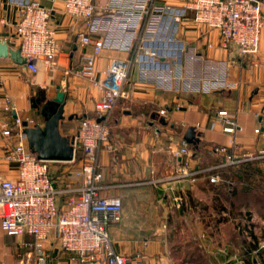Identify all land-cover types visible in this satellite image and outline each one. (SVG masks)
<instances>
[{
  "label": "crops",
  "instance_id": "crops-1",
  "mask_svg": "<svg viewBox=\"0 0 264 264\" xmlns=\"http://www.w3.org/2000/svg\"><path fill=\"white\" fill-rule=\"evenodd\" d=\"M115 1L92 0L90 18H100L92 29L87 17L67 9L65 0H0V41L8 47L0 56V179L21 173L18 161L10 157L15 155L18 129L4 134L5 120L18 119L21 129L27 121L28 126L42 125L44 101L61 89L66 100L59 129L73 136V122L92 116L95 103L102 100L95 81L105 77L112 59L130 58L122 95L108 120L114 148L101 144L97 154L100 194L118 196L122 202L120 222L107 227L114 251L139 255L141 264H264V202H256L264 198V168L258 160L220 165L223 155L210 152L214 146L238 153L264 149V29L258 52L242 56L235 47L218 45L217 30L192 22V11L183 9L187 0H154L173 10L164 14L152 40L141 42L140 30L131 51L100 47L103 39L115 41L127 31L116 15H106ZM36 8L48 9L59 50L54 65L30 70L13 52L19 49L22 31L37 22ZM86 55L93 58L94 80L66 72L78 69ZM217 110L228 115L212 126ZM229 121L240 128L233 144ZM189 127L196 144L184 139ZM182 142L190 150L188 157L172 154ZM23 145L31 152L26 140ZM76 155L72 161L49 165L60 164L65 170L76 165V177L67 174L65 183L79 186L84 158ZM184 159L191 171L215 168L198 176H178L176 167ZM212 174L219 181L209 182ZM246 225L252 233L248 237L237 232ZM25 237L7 236L0 228V264H15L18 242ZM43 249L46 264H59L66 256L55 234L44 241Z\"/></svg>",
  "mask_w": 264,
  "mask_h": 264
},
{
  "label": "built area",
  "instance_id": "built-area-1",
  "mask_svg": "<svg viewBox=\"0 0 264 264\" xmlns=\"http://www.w3.org/2000/svg\"><path fill=\"white\" fill-rule=\"evenodd\" d=\"M65 5L75 16L87 17L92 29L99 22L98 17L90 18L94 8L92 0H65ZM107 8L106 15H116L123 32L127 31L118 40L103 39L100 47L111 46L126 51L132 50L139 39L140 30L141 42L152 40L164 14L173 10L154 0H117ZM28 9H24L25 16ZM36 9L37 22L32 23L33 28L22 31L19 45L20 55L25 59L24 65L30 70L54 65L59 50V45L53 38V29L49 25L48 9ZM183 9L192 11L191 20L194 24L217 30L218 45L222 49L235 47L242 56L258 52L260 33L264 29V0H187ZM174 19L178 20V16H174ZM130 62V58L112 59L105 77L95 81L101 90L102 100L95 103L92 116L81 119L73 135L72 160L78 153L84 158V177L79 186L52 179L49 164L54 161L40 160L35 154L24 151L25 136L20 128L21 122L18 119L10 123L4 121V134H10L15 127L18 129L15 155L10 157L18 161L21 173L15 179H0V228L7 236L28 237L18 242L15 264H46L43 243L52 234L57 236L59 248L66 255L58 260L59 264L97 260H104L106 264H141L139 255L131 256L114 251L107 227L120 222L122 202L118 196L100 194L102 186L98 184L96 174L100 145H105L108 150L114 148L109 142L108 120L122 95ZM66 72L94 80L93 58L84 56L83 64L78 69L70 68ZM160 113H164V110L161 109ZM227 115L226 110H217L211 125ZM229 122L232 125L230 131L233 133V144L234 133L240 128L235 121ZM258 131L255 129V132ZM227 151L224 146L210 149L212 154L223 155L220 165L258 160L264 168V149L256 153H238L233 149ZM172 154L188 157L190 150L182 142ZM213 168L215 167L191 171L188 169L187 159H184L179 162L176 171L178 176L186 177L202 175ZM219 179L217 174L208 176L209 182H217ZM243 230L248 237L249 226L246 225Z\"/></svg>",
  "mask_w": 264,
  "mask_h": 264
},
{
  "label": "water",
  "instance_id": "water-1",
  "mask_svg": "<svg viewBox=\"0 0 264 264\" xmlns=\"http://www.w3.org/2000/svg\"><path fill=\"white\" fill-rule=\"evenodd\" d=\"M7 52V44L0 41V56L6 55ZM13 54L24 65L25 59L20 55L19 49H16ZM65 100L64 91L57 90L53 97L43 103L44 121L42 125L28 126L27 122L22 123V133L25 136L27 146L40 160L69 162L73 159V136L63 135L59 129L60 122L64 118ZM184 139L188 143L196 144L197 140L194 138V131L191 127L185 131Z\"/></svg>",
  "mask_w": 264,
  "mask_h": 264
},
{
  "label": "rangeland",
  "instance_id": "rangeland-1",
  "mask_svg": "<svg viewBox=\"0 0 264 264\" xmlns=\"http://www.w3.org/2000/svg\"><path fill=\"white\" fill-rule=\"evenodd\" d=\"M78 127H79V119L77 121L75 120L72 124L73 132H76ZM76 158H77V155H76ZM54 165L55 166H53V164H52V166L50 167L51 168V174H52L53 178L59 179L58 181L65 182L67 180V174L71 175V176L73 175L74 177H76V173H77L76 171L78 170L76 165L73 164V166L67 167L66 170L64 168H61L62 166H59L60 164H54ZM65 167H66V164H65ZM63 170H65V171H63ZM72 172H73V174H72ZM259 186H260V184H259ZM256 202L258 203L257 206H261V203L264 202V198H262V199L258 198ZM234 222L235 221H233V220L231 221L232 225ZM234 228H235V226H234ZM242 234L247 236L243 232H242ZM26 239H28V237H25L22 240H26Z\"/></svg>",
  "mask_w": 264,
  "mask_h": 264
},
{
  "label": "trees",
  "instance_id": "trees-1",
  "mask_svg": "<svg viewBox=\"0 0 264 264\" xmlns=\"http://www.w3.org/2000/svg\"><path fill=\"white\" fill-rule=\"evenodd\" d=\"M242 163H243L242 165H245V164L248 163V162H242ZM51 175H52V174H51ZM246 178H248V177L246 176ZM52 179H53V176H52ZM246 219H247V220L249 219L248 215H247ZM237 232H238V234L242 235V230H241V228H239V229L237 230ZM249 234L252 235L251 232H250ZM249 246H250V245H249ZM252 246H253V245L251 244V247H252Z\"/></svg>",
  "mask_w": 264,
  "mask_h": 264
}]
</instances>
